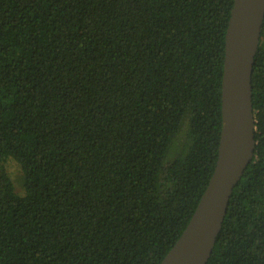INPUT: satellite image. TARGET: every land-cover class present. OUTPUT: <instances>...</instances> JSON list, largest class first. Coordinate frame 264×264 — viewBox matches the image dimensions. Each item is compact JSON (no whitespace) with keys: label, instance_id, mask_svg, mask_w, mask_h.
<instances>
[{"label":"trees","instance_id":"trees-1","mask_svg":"<svg viewBox=\"0 0 264 264\" xmlns=\"http://www.w3.org/2000/svg\"><path fill=\"white\" fill-rule=\"evenodd\" d=\"M233 3L0 0V264L161 262L217 163ZM252 104L207 264H264V18Z\"/></svg>","mask_w":264,"mask_h":264},{"label":"water","instance_id":"water-1","mask_svg":"<svg viewBox=\"0 0 264 264\" xmlns=\"http://www.w3.org/2000/svg\"><path fill=\"white\" fill-rule=\"evenodd\" d=\"M263 18L264 0H234L225 35L217 163L186 228L159 264H207L233 189L254 157L252 72Z\"/></svg>","mask_w":264,"mask_h":264},{"label":"rangeland","instance_id":"rangeland-1","mask_svg":"<svg viewBox=\"0 0 264 264\" xmlns=\"http://www.w3.org/2000/svg\"><path fill=\"white\" fill-rule=\"evenodd\" d=\"M6 168H7V171L10 174V176H11V178H12L14 184H15L16 191L17 192H21V188L19 186L20 179H21V170H20V167L13 160H9L7 162V164H6Z\"/></svg>","mask_w":264,"mask_h":264}]
</instances>
